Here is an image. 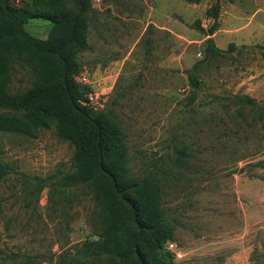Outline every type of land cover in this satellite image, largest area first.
Returning <instances> with one entry per match:
<instances>
[{"label":"rangeland","instance_id":"1","mask_svg":"<svg viewBox=\"0 0 264 264\" xmlns=\"http://www.w3.org/2000/svg\"><path fill=\"white\" fill-rule=\"evenodd\" d=\"M214 1L90 0L75 77L123 129L129 173L156 168L173 231L161 252L176 264H264V0H219L211 36L225 53L204 58ZM49 28L41 18L25 24L39 38ZM33 80L13 64L11 92ZM73 151L55 125L34 138L0 132V264H74L79 245L97 238L90 192L51 185L72 169Z\"/></svg>","mask_w":264,"mask_h":264},{"label":"trees","instance_id":"2","mask_svg":"<svg viewBox=\"0 0 264 264\" xmlns=\"http://www.w3.org/2000/svg\"><path fill=\"white\" fill-rule=\"evenodd\" d=\"M90 7V0H35L26 6L0 0V107L24 111L23 116L0 115V132L34 138L40 129L55 125L57 136L74 147L72 169L51 181L55 190L86 188L96 208L97 238L79 245L74 264H176L172 252H161L173 231L155 166L141 178L129 173L123 129L109 113L93 109L87 85L76 80L79 54L88 46ZM219 12V0L205 10L209 25L204 58L225 53L211 36L219 26ZM35 18L50 22L45 38L26 31L25 24ZM233 47L228 44V49ZM259 48L264 59V45ZM14 63L34 76L25 90L10 91ZM195 71L188 75L193 88L199 84ZM6 172L0 162V177Z\"/></svg>","mask_w":264,"mask_h":264},{"label":"built area","instance_id":"3","mask_svg":"<svg viewBox=\"0 0 264 264\" xmlns=\"http://www.w3.org/2000/svg\"><path fill=\"white\" fill-rule=\"evenodd\" d=\"M79 81L81 83H86V77L84 75H81ZM93 95H94V93H88V102L91 103V104L94 102L93 101ZM167 244H168L167 248H172L173 247V243L171 241H169ZM173 256H174V254H173Z\"/></svg>","mask_w":264,"mask_h":264}]
</instances>
